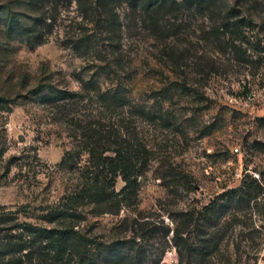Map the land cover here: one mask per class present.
<instances>
[{
  "label": "rangeland",
  "instance_id": "374dc122",
  "mask_svg": "<svg viewBox=\"0 0 264 264\" xmlns=\"http://www.w3.org/2000/svg\"><path fill=\"white\" fill-rule=\"evenodd\" d=\"M135 1L115 3L113 27L92 0L53 3V32L38 44L14 20L31 25L29 0H0V212L46 225L80 189L81 169L60 163L87 126L147 155L135 205L88 217L87 239L139 249L142 264H264V0H242L252 29L234 45L218 16L182 0L153 18ZM115 87L124 105L101 99ZM53 89L81 98L52 104Z\"/></svg>",
  "mask_w": 264,
  "mask_h": 264
},
{
  "label": "trees",
  "instance_id": "16d2710c",
  "mask_svg": "<svg viewBox=\"0 0 264 264\" xmlns=\"http://www.w3.org/2000/svg\"><path fill=\"white\" fill-rule=\"evenodd\" d=\"M59 1L29 0L34 13L31 25L24 26L21 18L14 17L20 34L40 44L53 32L57 19L56 14H48L47 7L53 3L57 6ZM78 1L87 4L86 0ZM117 1L120 0H92L86 7L89 10L93 5H97L102 9L109 26L113 27L117 22L114 15ZM128 1L133 3L135 0ZM225 1L182 0L180 5L188 10L194 9L218 16V29H222V34L226 36L229 44L234 45L247 39L246 35L252 29V21L243 17L242 0H233L230 4ZM137 4L152 18L168 12L175 6L173 0H138ZM93 10L96 12L95 8ZM13 25L11 21V27ZM45 90L46 88H41L42 92ZM100 97L111 105H124V99L119 96L117 87L101 94ZM80 98L79 93L57 89H53L47 96V100L52 104L72 103ZM262 121L264 122V118ZM78 128L79 132L74 134L75 139L82 144L81 148L66 152L60 166L69 167L71 170L81 169L80 189L72 191L65 202L50 211L46 217V225L15 224L12 214L0 212V264H101L100 261L102 264H142L139 249L133 252V248H129L114 253V249L110 247L111 250L106 252L109 247L91 242L80 226L88 217L120 215L124 203L135 205L138 180L143 177L147 155L143 149L139 150L129 141H107L102 144L96 136L97 131L92 130V127L78 125ZM112 145L114 146L111 147ZM109 152L113 154L111 157L104 156ZM84 153L88 155L86 164L79 167ZM119 178L125 183L121 192L116 191ZM233 193H237L236 190ZM213 207H216V203H213ZM193 218L192 216L190 220ZM184 221L185 226L191 223L187 219ZM92 247L98 250L97 256ZM23 259L27 260L23 262Z\"/></svg>",
  "mask_w": 264,
  "mask_h": 264
},
{
  "label": "water",
  "instance_id": "95a60500",
  "mask_svg": "<svg viewBox=\"0 0 264 264\" xmlns=\"http://www.w3.org/2000/svg\"><path fill=\"white\" fill-rule=\"evenodd\" d=\"M20 140L22 141V138H20Z\"/></svg>",
  "mask_w": 264,
  "mask_h": 264
}]
</instances>
